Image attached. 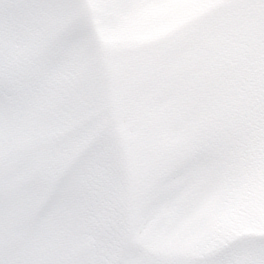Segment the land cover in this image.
Returning a JSON list of instances; mask_svg holds the SVG:
<instances>
[{"label": "clouds", "instance_id": "obj_1", "mask_svg": "<svg viewBox=\"0 0 264 264\" xmlns=\"http://www.w3.org/2000/svg\"><path fill=\"white\" fill-rule=\"evenodd\" d=\"M0 264H264V0H0Z\"/></svg>", "mask_w": 264, "mask_h": 264}]
</instances>
